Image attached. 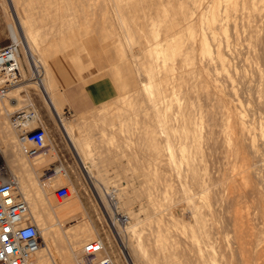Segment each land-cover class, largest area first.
Here are the masks:
<instances>
[{"label": "rangeland", "instance_id": "rangeland-1", "mask_svg": "<svg viewBox=\"0 0 264 264\" xmlns=\"http://www.w3.org/2000/svg\"><path fill=\"white\" fill-rule=\"evenodd\" d=\"M196 1H14L18 15H26V9L38 21L44 17L45 26L39 30L33 51L43 64L41 78L51 71V91L59 100L61 119L75 126L74 136L83 142L81 155L89 173L86 169L85 175L67 171L66 137L37 87L40 76L26 63L20 43V60L26 70L12 88L11 99L0 103V143L7 142L11 132L15 134L8 126L7 111L32 102L54 149L64 153L60 160L55 150L56 159L44 164L41 172L34 169L35 158L22 154L29 168L32 166L40 207H47L55 216L59 202L78 206L82 214L68 219L64 226H81L89 219L94 228L90 232L95 235L90 238H101L116 264H264V141L258 133L264 122V0H233L236 5L230 7L219 0L221 29L208 20L202 22L209 17L214 0ZM186 14L191 25L186 23ZM162 19L170 23L160 24ZM12 20L6 0H0L3 43L11 39L8 26ZM153 29L159 32L157 40L167 43L179 38L181 50H185L173 63L169 61L168 70L159 69L164 92L156 94L161 98L157 108L162 112L168 108L167 121L162 123L142 90L148 82L144 69L149 67L144 49L153 39ZM204 40L213 55L202 54ZM216 42L222 43L224 66L217 61ZM84 82L113 88L115 96L74 124L64 104H71L74 95L78 97ZM238 101L250 135L233 121ZM50 165L55 174L43 175ZM62 172L69 179L57 180ZM61 184L71 190L65 199L55 196ZM136 218L143 221L151 263L134 249L136 238L125 229ZM158 221L169 232L166 258L152 233ZM54 224L53 229L65 231ZM59 235L55 238L58 246L66 248L75 261L90 239L79 237L78 247L73 248L65 232Z\"/></svg>", "mask_w": 264, "mask_h": 264}, {"label": "bare ground", "instance_id": "bare-ground-1", "mask_svg": "<svg viewBox=\"0 0 264 264\" xmlns=\"http://www.w3.org/2000/svg\"><path fill=\"white\" fill-rule=\"evenodd\" d=\"M14 1L15 0H6L7 2V5L11 11V14H12V17H13V20L12 22L10 23V28H11V36H12V39L14 40H17L23 47V50H24V54H25V61L26 63L30 66V68L34 71L35 75L37 76H40V78L38 79L37 81V87L39 89V91L41 92L42 96L44 97L45 101L47 102L52 114L54 115L55 119H57L58 123L60 124V127H61V130L63 131L64 133V136L66 137V140L69 141V144L71 142H73V144L76 146V149L78 150V153L80 152L78 158L80 157L79 160H81V163L84 165V168L87 170V167L85 166V163L83 161V156L81 155V148H82V143H79L77 139H75V136H74V132H75V126H73V124H71V122H66V121H63L61 119V111H60V103H59V100L57 98L54 97V95L52 94V74H51V71L48 69L47 70V73H46V77L45 78H41V67L43 68V64L41 62H39L38 58H37V55L35 54V52L33 51V45L36 43L37 41V37L39 36V30L40 28L42 27V25H44V17H42L41 21H38L37 18H34L33 17V14L29 13L28 10L24 9V11L28 12L26 15L25 14H21V15H18L17 14V6H15L14 4ZM121 1V0H119ZM129 1V0H128ZM193 1V0H192ZM201 2V0H198ZM196 1L198 4H200V2ZM211 1V0H210ZM222 1V0H221ZM236 1V0H235ZM218 2L219 0H214L213 1V5L211 4L209 11H208V18L206 20H203L205 19L203 16L205 15V13H203V11H201L202 13V22H207L208 20V23L209 25H213L215 26L217 29V27H220L219 29H221L223 27L222 24H220V20H219V13H218ZM224 2H226V4H229V7L232 6L233 4L232 3H235L236 5V2H233V0H224ZM32 3V2H30ZM195 3V2H194ZM220 3V2H219ZM17 4V3H16ZM122 4V2L120 3V5ZM193 4V3H192ZM202 5V4H201ZM209 5V4H208ZM234 5V6H235ZM118 6V5H117ZM122 6V5H121ZM119 7V6H118ZM194 7V6H193ZM199 7V6H198ZM208 7V6H207ZM228 7V8H229ZM19 9V8H18ZM49 9V8H48ZM195 9H193L194 11ZM197 10V8H196ZM195 10V11H196ZM200 10V9H199ZM20 12V11H19ZM21 13V12H20ZM200 13V11H199ZM200 13V15H201ZM166 15L168 13H165ZM204 14V15H203ZM207 17V15H205ZM186 20H187V24L191 25V20L188 19V16L186 14ZM199 18H201L199 16ZM127 20V19H126ZM39 23V24H38ZM44 23V24H43ZM124 23V22H122ZM169 24L170 22H167V20L165 19H162L160 24ZM123 25V24H122ZM154 25H155V22H154ZM208 25V26H209ZM45 26V25H44ZM125 26V24H124ZM153 26V25H152ZM222 26V27H221ZM156 27V26H155ZM196 28V27H195ZM214 28V27H213ZM211 29V27L209 28ZM212 30V29H211ZM214 30V29H213ZM203 31V30H202ZM210 31V30H209ZM192 32V31H191ZM199 32V31H198ZM158 31L156 29H153L152 30V37L153 39L150 41L151 43H149V46L147 45V47H145V54H147V58L149 59V67L144 71L147 73L148 75V82L144 83L143 86H142V90L146 93V95L148 96V100L151 102V104L153 105V107L155 108V112L158 117H159V121L162 123L163 121H167L165 120V113H166V109L168 108H165V110H160V107L157 108V106H159V100L161 98H156V94L157 95H160L162 94V91L164 90L162 88V82L161 80L159 79V69L160 68H164L165 70L167 69V67H170L171 64L173 63L174 60V57L177 55H180L181 54V47H180V40L179 38H176L174 41L172 40V42H167V43H164V42H161L160 40H157V36H158ZM197 34V33H196ZM209 34V33H208ZM223 34V33H222ZM128 35V34H126ZM187 35V34H186ZM223 36V35H222ZM223 38L225 36H223ZM129 37V36H128ZM206 37V35H205ZM217 39L218 36H216ZM132 39V37H130ZM187 38V37H186ZM203 38V37H201ZM221 38L219 39L220 42L221 41ZM226 38V37H225ZM224 38V40H226ZM229 38V36H228ZM205 39V38H204ZM129 40V39H128ZM169 40V39H168ZM216 40V39H214ZM217 40V41H219ZM223 40V42H224ZM191 41V40H190ZM205 42L203 43L202 42V54L204 52L205 55L207 54V57L210 53V51L212 52L213 49L209 48L208 47V44H207V41L204 40ZM227 41H229L230 43V40L228 39ZM220 42H216L215 44V47H216V52H217V61H219V64L221 63L222 66H224V63L226 61V59L223 57V53L222 51L224 50L223 48H221V43ZM129 43V42H128ZM226 43V42H225ZM228 43V44H229ZM214 44V43H213ZM227 44V45H228ZM37 45V44H36ZM211 45V44H210ZM209 45V46H210ZM184 46V45H183ZM185 51V50H184ZM183 51V53H185ZM215 52V53H216ZM213 53V52H212ZM212 53H210L211 55H213ZM40 55V54H39ZM183 55V54H182ZM145 56V57H146ZM175 57V58H176ZM182 58V56H181ZM191 58V57H190ZM211 58V57H210ZM209 58V59H210ZM22 60V57L21 55H19V60ZM45 59V58H44ZM177 59V58H176ZM175 59V60H176ZM20 60V73H21V78L23 79L24 77V74H25V67L22 66V61ZM172 60V63L169 65V61ZM188 60V59H187ZM188 62V61H186ZM147 63V62H146ZM24 64V63H23ZM143 64V63H142ZM148 64V63H147ZM45 65V64H44ZM144 67H146V65H143ZM226 66H227V63H226ZM225 66V67H226ZM46 67V66H45ZM44 67V68H45ZM219 67V66H218ZM47 69V68H46ZM168 70V69H167ZM43 71V70H42ZM46 72V71H45ZM161 72V71H160ZM170 72V71H169ZM183 73V72H182ZM43 74V73H42ZM165 75V74H164ZM20 78V80H21ZM183 78V77H182ZM171 79V78H169ZM173 79V78H172ZM178 79V77H177ZM19 80V81H20ZM19 81H17L16 83H19ZM15 83V84H16ZM143 83V82H142ZM15 84L13 85V87L15 86ZM165 85V84H164ZM12 87V88H13ZM12 88L11 90L6 94L5 97L1 98L0 97V103H2L3 105L6 103V99H11V95H12ZM19 89V88H18ZM164 92V91H163ZM166 94V93H165ZM19 95V94H18ZM128 99V98H127ZM172 99V98H171ZM236 99V98H235ZM9 101V100H8ZM162 101V100H161ZM238 102H235L234 105L235 107L238 104ZM2 105V106H3ZM165 105V104H164ZM239 106H242L241 104ZM108 108V107H107ZM105 110V108H102ZM164 109V108H163ZM237 110L234 112L233 114V121L234 123L239 126V128H241V131H243L244 133L246 132L248 135H250V131H251V128H249L247 126V124H245V116H244V113H242V111H239L240 110V107L237 106L236 108ZM239 109V110H238ZM7 111V109H6ZM102 111V110H100ZM103 112V111H102ZM154 112V111H153ZM162 112V113H161ZM170 112V111H169ZM1 113V112H0ZM168 114V113H167ZM172 115V114H171ZM246 115V114H245ZM170 116V115H169ZM168 116V117H169ZM167 117V116H166ZM167 117V118H168ZM156 118V117H155ZM157 120V119H156ZM178 120V119H177ZM158 121V120H157ZM35 124V122H33ZM165 123H163L164 125ZM3 127V126H1ZM6 128V127H4ZM1 129V128H0ZM165 129V127H164ZM5 130V129H4ZM165 131V130H164ZM3 132V131H2ZM250 133V134H249ZM260 137L263 139L264 141V122L262 123V125L259 127V131H258ZM7 142L1 144L0 143V153L2 154L5 162H6V165L10 168V170H12V172H14L17 176H18V179H19V187H20V191L21 193L24 195L27 203H28V207H29V211L31 213V215L33 216V218L35 219L36 223L38 224L39 226V231H40V235L42 236V238L45 240V242L47 243V246L46 248L42 247L41 251H44L46 250L49 254V256H46L44 257L42 260H41V263L42 264H47V263H50L51 261H54L56 264H74V262L81 260L82 259V255H79L77 258H76V261L71 257V255L69 254V251H66V248L65 250L62 248H60V244L58 246V242H57V239L56 238V235L58 236L59 234H63L65 232V235L66 237L68 238V241L71 240L73 241V245L74 247L73 248H76L78 247V243L80 240L79 237H82L84 236L83 238H85L87 236V238L92 235V233L90 232L93 231L92 229L93 228V225L89 222V219H87V217L85 219H87L86 221V224L84 223V225H81V226H75V227H72V226H64V222L68 221V219L70 220L71 218L73 219V217L82 214V212H80L78 206H75L73 204H61L59 202V204H57V208H55V216H54V213L51 212L50 210H46L47 207H40V203L39 201L42 200L41 198H39V195H38V186L36 184V181L33 180L32 176H31V167L29 168V166L27 165L26 161H25V157L22 155V153L19 151V149L17 148L16 146V141H15V134L14 133H10L9 134V137H7ZM71 140V142H70ZM170 141V140H169ZM175 141V140H174ZM45 143L48 144V148L47 150L44 152V153H41L39 154L38 156H35V160H33V166H34V169L37 170V171H42L43 170V165L48 163V162H52V160L54 161L56 158L54 157L55 155V149H54V146L52 145L50 139H49V135L46 136L45 138ZM72 144V143H71ZM177 144V142H176ZM169 145L170 143L168 142L167 143V146L169 148ZM72 147V146H71ZM81 147V148H80ZM172 147V146H170ZM73 148V147H72ZM188 148V147H187ZM174 149V147H173ZM187 150V149H186ZM76 151V150H75ZM169 151V149H168ZM77 152V151H76ZM84 152V151H83ZM175 152V150H174ZM176 153V152H175ZM78 155V154H77ZM186 156V154H184ZM82 156V158H81ZM170 156L171 158L175 159V155L173 153V151L171 150L170 152ZM182 158V157H181ZM32 159V158H31ZM178 160V159H176ZM175 163V161H174ZM58 170V169H57ZM87 173L88 170H87ZM33 175V174H32ZM67 177V174L66 173H61L57 176V180H62L63 178H66ZM68 178V177H67ZM69 179V178H68ZM40 192V190H39ZM204 193V192H203ZM42 196V195H40ZM96 196L99 198H102V197H99V194L96 193ZM40 199V200H39ZM44 200V199H43ZM103 202V199L101 200ZM100 201V202H101ZM42 203V202H41ZM43 205V204H42ZM66 207V208H64ZM157 208V207H156ZM59 209V210H57ZM82 209V208H80ZM158 209V208H157ZM82 211L84 212V210L82 209ZM86 214V213H85ZM84 214V215H85ZM198 216V215H197ZM175 217V216H174ZM200 217V216H199ZM124 221L127 220L126 217H123ZM54 220H57L56 222H54ZM148 220V219H147ZM173 220V219H172ZM176 220L174 219V222ZM177 222V221H176ZM51 223H55L54 225L56 224H59L62 229H63V233L60 232V228H57L55 227V229L52 228V225ZM145 223V222H144ZM146 224V223H145ZM155 224V223H154ZM176 224V223H175ZM143 221L142 220H136L134 222H129L128 225L126 226V230L128 233H130L129 235H131L132 237H135L136 239V247L134 249H136L137 251H139L141 254H143L144 257L147 258V262L148 263H151L149 262L148 260L151 259L149 258L150 257V253L148 252L147 250V247L145 245V238H144V229L143 228ZM176 226L178 227V224H176ZM182 226V225H181ZM190 226V225H189ZM59 227V226H58ZM156 227V226H155ZM183 227V226H182ZM181 227V228H182ZM186 226H184L183 230L185 229ZM207 227V226H206ZM163 228V227H162ZM161 228V224H160V221L157 222V231L154 232V228L152 230V233H154V235L156 236V246L160 249V252L162 251V253L164 254V257H168L167 256V251L169 250V246L166 244V240L168 239V233H166L165 230H163ZM192 229V227H191ZM186 230V229H185ZM207 230V229H206ZM168 231V230H167ZM54 232V234H53ZM117 232V230H116ZM95 233V232H94ZM185 233V232H184ZM96 234V233H95ZM117 234H119V232H117ZM188 235V234H187ZM195 235V231L192 232V236ZM61 236H64V235H61ZM60 235H59V238H62ZM95 236V235H94ZM92 235L91 238L94 237ZM197 236V234H196ZM65 237V236H64ZM63 237V238H64ZM62 238V239H63ZM90 238V239H91ZM65 239V238H64ZM78 241H76V240ZM82 239V238H80ZM155 239V238H153ZM202 239V238H201ZM59 240V239H58ZM85 240V239H83ZM145 240V241H144ZM66 241V240H64ZM62 241V243L64 242ZM154 241V240H153ZM59 242H61L59 240ZM154 243V242H152ZM72 244V242H71ZM175 244V243H174ZM81 245V243H80ZM148 245V244H147ZM155 245V244H154ZM62 247V246H61ZM80 247V246H79ZM150 251V249H149ZM159 251V250H158ZM73 252V251H72ZM76 252V251H75ZM76 253H80V252H76ZM161 254V253H160ZM99 255H100V252H99ZM97 255V256H99ZM151 255H153L151 253ZM74 256V255H73ZM101 256V255H100ZM154 256V255H153ZM162 256V254L160 255ZM154 258V257H153ZM159 257H157L158 259ZM163 259V258H162ZM74 260V262H73ZM156 260V259H155ZM156 262V261H154ZM76 264V263H75ZM132 264H135L133 261H132ZM152 264V263H151ZM154 264V263H153ZM156 264V263H155Z\"/></svg>", "mask_w": 264, "mask_h": 264}, {"label": "built area", "instance_id": "built-area-1", "mask_svg": "<svg viewBox=\"0 0 264 264\" xmlns=\"http://www.w3.org/2000/svg\"><path fill=\"white\" fill-rule=\"evenodd\" d=\"M20 66L19 42L11 38L8 43L0 45L1 98L20 80ZM6 115L8 126L15 132L16 146L25 157L34 158L47 150V127L32 102L7 111ZM54 174L51 165L43 172L48 177ZM70 192L68 185L61 184L56 187L55 196L65 199ZM45 245L39 226L20 191L18 176L6 165L0 153V264H42L41 260L49 256L46 250L41 251ZM99 252L105 254L97 257ZM81 253L82 259L77 264H116L101 238L86 241ZM47 264L56 263L51 261Z\"/></svg>", "mask_w": 264, "mask_h": 264}, {"label": "crops", "instance_id": "crops-1", "mask_svg": "<svg viewBox=\"0 0 264 264\" xmlns=\"http://www.w3.org/2000/svg\"><path fill=\"white\" fill-rule=\"evenodd\" d=\"M8 28H9V34L11 36L10 26H8ZM3 38H4L3 31L0 28V45L5 44L2 42ZM114 96H115V91L113 88L110 89L104 87L100 88L93 82L90 84L89 82L88 83L84 82L82 87H80L79 89L78 97L77 95L76 96L74 95L73 98H71L70 100L71 104L65 103L64 107H67L69 111V118L72 119L73 123L78 124L83 117H88L92 113H96V107H98L103 102L110 100ZM80 139L83 140L82 137ZM71 143L69 144V141H67L66 156H65L67 171L73 175L79 174L82 171L84 172L85 175L84 165L81 163V160H79L80 157L78 158L79 156L78 150L76 149V146L73 144V142ZM55 150L57 152L58 158L61 160V156L64 157V153L62 152V150H60V148L59 150L55 148ZM103 189L105 190L104 187Z\"/></svg>", "mask_w": 264, "mask_h": 264}]
</instances>
